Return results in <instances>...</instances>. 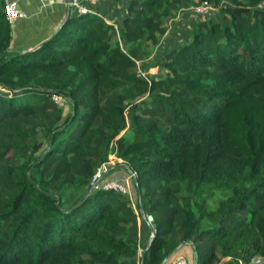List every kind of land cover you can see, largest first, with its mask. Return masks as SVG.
<instances>
[{
	"label": "trees",
	"instance_id": "1",
	"mask_svg": "<svg viewBox=\"0 0 264 264\" xmlns=\"http://www.w3.org/2000/svg\"><path fill=\"white\" fill-rule=\"evenodd\" d=\"M192 1L218 17L170 43ZM81 3L25 50L0 0V264H166L184 246L264 264V0ZM148 50L158 75L137 67ZM109 151L134 204L89 183Z\"/></svg>",
	"mask_w": 264,
	"mask_h": 264
},
{
	"label": "rangeland",
	"instance_id": "2",
	"mask_svg": "<svg viewBox=\"0 0 264 264\" xmlns=\"http://www.w3.org/2000/svg\"><path fill=\"white\" fill-rule=\"evenodd\" d=\"M195 1L193 2H186L185 5H183L181 8H179L178 10H175L171 16L170 19L167 21V25H168V33H167V40L170 41V43L172 42H176L177 40L179 41L180 39L184 38V37H188L189 33H190V25L192 22H195L196 19H205V18H216L218 17V13H219V7L212 5L211 9L209 12H207L206 14L200 15L198 16L195 12H194V5H195ZM210 16V17H209ZM216 16V17H215ZM14 39V40H13ZM18 38L13 37L12 36V42H13V46L16 48H22L23 46V42L26 43V40L21 39L17 40ZM163 45V44H162ZM143 50V48H141ZM160 50H164V48H160ZM162 51H159V53L157 51L154 50H148L142 57L141 60L137 61V67L142 65V63H146L147 67L145 69L142 70L141 73L146 74L148 76H155L158 75L160 73V67L159 64L156 62L155 58L160 59L161 56L163 55ZM60 107L63 109L64 114H67L69 112V107L68 105L63 102L61 104H59ZM113 155V151H109L107 157H111ZM112 177L114 175H117L116 177L122 180V176L124 175L126 176L127 174L122 170L119 169L112 172ZM129 188L132 191V201L133 204L135 202V194H134V187L132 186V182L129 181ZM220 196L219 193L216 194L215 198H217L218 196ZM147 219H148V215H147ZM149 222V220H148ZM150 224V222H149ZM151 225V224H150ZM150 233L149 238H151L153 236V233H151L150 231H146V233ZM183 256L186 259V264H192V255L190 252V249L188 246H184L182 248H180L176 253H174L171 258L168 259L166 264H173L175 258L177 256ZM258 262V261H256Z\"/></svg>",
	"mask_w": 264,
	"mask_h": 264
},
{
	"label": "crops",
	"instance_id": "3",
	"mask_svg": "<svg viewBox=\"0 0 264 264\" xmlns=\"http://www.w3.org/2000/svg\"><path fill=\"white\" fill-rule=\"evenodd\" d=\"M16 1L20 9L26 12L28 16L10 24L11 35L18 38L17 40H26V43L23 42L24 47L20 48L25 50L35 48L49 38L70 9L69 0Z\"/></svg>",
	"mask_w": 264,
	"mask_h": 264
},
{
	"label": "built area",
	"instance_id": "4",
	"mask_svg": "<svg viewBox=\"0 0 264 264\" xmlns=\"http://www.w3.org/2000/svg\"><path fill=\"white\" fill-rule=\"evenodd\" d=\"M96 2L99 0H91ZM70 5L76 7L81 14L92 12L85 5L81 3V0H70ZM194 12L197 15H203L210 11L212 4L207 1L194 5ZM213 7V6H212ZM2 10L7 22L10 24L14 23L20 18H26L28 15L26 12L20 9L16 0H2ZM52 99L57 103H63V99L60 95H53ZM122 160L117 157L116 153L113 152L111 157H107L105 161H102L96 166L94 172L90 177V185L93 190H113L115 192L128 195L132 199V191L129 188V181H131L132 176H136L135 172L129 175H121L122 180L117 177H112L111 167L116 165V163ZM173 264H186V259L179 255L175 258Z\"/></svg>",
	"mask_w": 264,
	"mask_h": 264
},
{
	"label": "water",
	"instance_id": "5",
	"mask_svg": "<svg viewBox=\"0 0 264 264\" xmlns=\"http://www.w3.org/2000/svg\"><path fill=\"white\" fill-rule=\"evenodd\" d=\"M69 1H70V0H69ZM148 220H149V222H150L152 228L154 229V222H153V220H152V217H151L149 214H148Z\"/></svg>",
	"mask_w": 264,
	"mask_h": 264
}]
</instances>
